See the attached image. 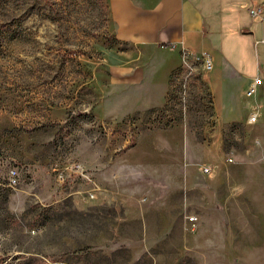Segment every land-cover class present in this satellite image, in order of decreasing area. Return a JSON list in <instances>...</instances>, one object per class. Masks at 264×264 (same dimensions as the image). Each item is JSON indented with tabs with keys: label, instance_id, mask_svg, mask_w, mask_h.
<instances>
[{
	"label": "rangeland",
	"instance_id": "rangeland-1",
	"mask_svg": "<svg viewBox=\"0 0 264 264\" xmlns=\"http://www.w3.org/2000/svg\"><path fill=\"white\" fill-rule=\"evenodd\" d=\"M137 53L108 29L105 0H0V175L13 165L23 170L15 189L0 190V264H264V215L247 198L258 179L264 183V86L258 123L228 125L216 141L206 59L180 52L164 108L95 122V104L108 117L161 100L159 89L150 98L108 85L115 66L139 64ZM242 101L249 111L253 97ZM72 161L93 172L94 197H83L89 185L57 181L53 169ZM185 174L207 181L205 204L230 218L224 230L211 229V241L185 224L198 214L193 201H205L196 189L174 235L169 222L157 236L154 212L141 215L157 187L151 182L183 183Z\"/></svg>",
	"mask_w": 264,
	"mask_h": 264
},
{
	"label": "crops",
	"instance_id": "crops-1",
	"mask_svg": "<svg viewBox=\"0 0 264 264\" xmlns=\"http://www.w3.org/2000/svg\"><path fill=\"white\" fill-rule=\"evenodd\" d=\"M105 3L108 29L118 41L137 46V58L140 61L138 65L125 63L115 66L108 85L123 87L129 91L143 90L147 96L159 89L161 100L156 103L150 102L151 104L148 103L132 112L108 117L98 114L95 104L91 107L95 122L122 121L134 114L139 115L163 107L171 72L179 66L180 52H186L208 59L210 62V67H206L202 78L211 94L212 128L216 141L221 140L228 125L239 124L246 129L247 126L258 123L262 113L258 93L264 86V0H105ZM254 8H261L263 14L252 16L250 10ZM128 55L129 53L124 52L123 58L126 60ZM256 76H261L263 83L255 95L251 96L254 102L248 103V111L242 97L246 96L245 91ZM149 97L153 98V94ZM60 111L59 109V113ZM252 112L258 115L256 122L247 120ZM52 113L51 119L55 120L54 114L57 110ZM60 116L62 115L59 114L57 118ZM122 146L127 147L126 138ZM129 150L130 148H127L124 156H128ZM130 167L131 164H127L126 170L130 171ZM189 170L190 168L188 172ZM30 172L31 176L37 174L35 170ZM91 173L94 178L93 172ZM112 176L116 179L121 173L113 170ZM185 177L183 183L167 178L151 182L157 187L146 208L143 209L141 205V215L154 212L153 215H156L157 219V236L168 233L165 225L169 222L172 225L171 234L174 235L176 229L173 223L179 219L182 206L191 201L188 200V192L196 189L193 192L196 195L202 194L205 201L204 204L193 201L194 210H198L196 214L198 228L194 236L201 237L199 234L203 230L205 233L203 236H207L211 241L209 237L211 235H208L211 229L221 227L224 230L227 227L230 219L228 213L224 211L225 208H221L223 209L221 215H213L211 207L205 204L210 191L209 183L190 180L186 174ZM252 184L251 180H247L244 188L247 189ZM65 185L69 186L72 183ZM168 188L175 189L169 190L164 196L163 191ZM182 190L185 191V197L179 198ZM255 192V196L248 195L247 198L250 199L248 202L264 215V183L259 179ZM194 193L189 194L194 197ZM226 200L224 198L223 203ZM176 231L179 232V229ZM184 231L183 246L186 247L191 241V237L189 238L191 232ZM226 241L222 239L221 242L225 244ZM260 251L263 255L264 242ZM262 257L260 255L259 258Z\"/></svg>",
	"mask_w": 264,
	"mask_h": 264
},
{
	"label": "built area",
	"instance_id": "built-area-1",
	"mask_svg": "<svg viewBox=\"0 0 264 264\" xmlns=\"http://www.w3.org/2000/svg\"><path fill=\"white\" fill-rule=\"evenodd\" d=\"M252 16L262 15L263 10L261 8H254L250 10ZM206 67H210V62L206 59ZM263 83V79L261 76H256L250 83L249 87L245 91V95L251 97L255 95L257 92L258 87ZM257 113L252 112L248 117V122H256L257 120ZM264 160V152L262 156ZM56 179L60 185L63 184H71L72 182H76L78 184H86L89 185V188L86 190L85 195L82 193V196L86 198L94 197V192L98 190V185L96 184L92 173L90 170L81 162L72 161L65 165L56 166L54 169ZM22 168L20 166H10L6 172V175H0V190L4 188L15 189L20 183V176L22 172ZM187 221L189 223L188 228L193 231L196 229L197 223V216L190 215L187 217Z\"/></svg>",
	"mask_w": 264,
	"mask_h": 264
},
{
	"label": "trees",
	"instance_id": "trees-1",
	"mask_svg": "<svg viewBox=\"0 0 264 264\" xmlns=\"http://www.w3.org/2000/svg\"><path fill=\"white\" fill-rule=\"evenodd\" d=\"M179 68L177 67V68H175L172 72H171V75L173 74V73H175L177 70H178ZM171 75H170V77H171ZM209 95H210V97H209V102H210V108H211V103H212V99H211V94H210V91H209ZM165 105H166V103H165ZM165 105H163L164 107H165ZM163 107V108H164ZM162 108V107H161ZM161 108H157V109H153V110H150V111H157V110H161ZM149 111V112H150ZM211 112H212V109H211ZM211 116L213 117V113L211 114Z\"/></svg>",
	"mask_w": 264,
	"mask_h": 264
}]
</instances>
